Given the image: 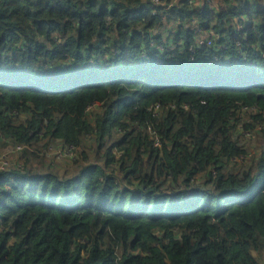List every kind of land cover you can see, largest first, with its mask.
<instances>
[{
  "label": "trees",
  "instance_id": "obj_1",
  "mask_svg": "<svg viewBox=\"0 0 264 264\" xmlns=\"http://www.w3.org/2000/svg\"><path fill=\"white\" fill-rule=\"evenodd\" d=\"M215 1L167 16L218 34L192 63L152 49L151 0H0V141L97 146L75 176L38 146L0 170V264H264V4Z\"/></svg>",
  "mask_w": 264,
  "mask_h": 264
},
{
  "label": "built area",
  "instance_id": "obj_2",
  "mask_svg": "<svg viewBox=\"0 0 264 264\" xmlns=\"http://www.w3.org/2000/svg\"><path fill=\"white\" fill-rule=\"evenodd\" d=\"M205 1L209 5L212 3V0H205ZM151 4H152L151 11H152L153 15H157L156 7H158L160 5L163 6L162 10L159 11V14L161 15V23L162 24L157 26L156 30L154 31L157 39L152 40V49L154 51L160 52L159 53L160 55L168 54V58H170V59L174 58V53H176V52H179V51L181 53H187L188 52L191 54L190 61L192 63H195V62H197V58H198V56H197L198 50H200V49L204 50L205 48H215V41L219 37L218 34H215V32L212 30H204L194 20L192 21L191 24L193 25V32L192 33L194 35L195 45L186 46V40L179 42V44H176L175 42H173L172 37L169 35V31L170 30H173V31L176 30V33H177L178 30L176 29L177 27H174L176 24L175 25L174 24L173 25L168 24V21H167L168 13H167V11L172 9L174 3L170 2V3L162 4L160 0H151ZM166 7H168L167 11L165 10ZM242 26H243V24H240L239 28L241 29ZM188 27H189V25H188ZM164 33H167V35L165 36ZM179 33H180V31H179ZM166 43L168 45L167 47L165 46ZM222 49L226 50L227 47L224 46V47H222ZM203 56L204 57H202V58L204 60H208V62L210 64L220 62L219 57H217V56L210 57L209 53H207V52H203ZM142 57L143 58L147 57L146 52L142 53ZM172 108H173V106H172ZM159 109H161V107L159 105H155L154 111L157 112V111H159ZM155 145L156 146L160 145L159 141H156ZM49 147H51V146L49 145ZM11 149L15 150L16 152H25V148H23V146H20V145H13L11 147ZM30 151L36 152L35 149H33V150L30 149ZM78 156H79V149L77 147H75V146L64 147L63 146L62 152L55 155L53 157V159L51 160V162H49V163L56 166V165H59L60 163H62L64 161L76 162L78 160ZM0 160H1V158H0ZM19 161H20V159H19ZM19 161L17 159L16 163L17 164L20 163ZM17 166H21V165H17ZM11 167H12V165H8L5 161H3L0 170H4L7 168L10 169ZM101 181H103L102 178H101Z\"/></svg>",
  "mask_w": 264,
  "mask_h": 264
},
{
  "label": "rangeland",
  "instance_id": "obj_3",
  "mask_svg": "<svg viewBox=\"0 0 264 264\" xmlns=\"http://www.w3.org/2000/svg\"><path fill=\"white\" fill-rule=\"evenodd\" d=\"M259 1H261V0H259ZM162 4H164V3H162ZM145 6H146V8H148L150 10L152 9V6L150 4H146ZM208 6H210V5H208ZM167 9H168V7L165 8L166 11H167ZM167 13L169 14L170 10H168ZM157 14H159L158 11H157ZM174 27H177V26L175 25ZM164 34H165V36L167 35V33H164ZM222 47H224V46H222ZM100 105H99V103L92 104V106H89L87 108V111L96 110L97 108L100 107ZM244 111H247V110L244 109ZM148 132H150V129H148ZM247 135H249V134H247ZM119 137H120V135L118 133H114L113 137L111 138V140H112L111 142H113V141L115 142ZM49 141H50L49 139L43 138L41 140L42 143L34 142V145H36V147H33L34 145L33 146H24L23 145V148H28V149L32 150V148L36 149L37 146H38L39 149L37 150V152L41 155L40 158L41 159L43 158V160H45V162L48 165V164H50L49 162H51L53 157L55 155L61 153L62 150H63V146L62 145H59V146L55 147L53 143H51V144L48 143ZM251 142H252V145H255L254 147L256 149L259 148L262 145V141L261 140H257V139L254 140L253 139V141H251ZM49 144H50L51 147H49ZM86 144L90 145V147H89L90 149L87 150V154L90 155L91 157H94L95 154H96L94 149H95V147H97L96 144H95V140L93 138H89ZM13 145L14 144H10L9 145V144H6L4 141H0V158H1V160H0V168L2 166V162L3 161H5L8 165H12V167L17 166V165H21V166L25 165V160H23V159H25L24 152H16L15 150L11 149V147ZM254 150L255 149L252 148V151L250 152V155H253L255 153ZM101 155H102V153H101ZM120 156H121V154H119V157ZM17 159H18V161L20 159V161H19L20 163H18V164L16 163ZM247 159L248 158H245L244 160H247ZM67 162H70V161H64V162L60 163L59 165H62L63 163H67ZM237 162H238L239 165H243V164H245L246 161H243V159H242V160H238ZM77 163L78 164H76V165H80V166L83 167V159L82 158L79 157ZM233 163H235V162L233 161L232 163H230V165L233 166V167H237ZM72 164H75L74 161H73ZM89 164H90V161H87L84 166H87ZM100 164L105 166L103 160L100 162ZM59 165L56 168L60 169L61 171L64 170L65 166H59ZM118 167L119 166L117 164H114L113 166H110L108 168H107V166H105V170H106L107 173H112V172H116ZM10 170H12V168H10Z\"/></svg>",
  "mask_w": 264,
  "mask_h": 264
},
{
  "label": "crops",
  "instance_id": "obj_4",
  "mask_svg": "<svg viewBox=\"0 0 264 264\" xmlns=\"http://www.w3.org/2000/svg\"><path fill=\"white\" fill-rule=\"evenodd\" d=\"M262 2H261V4L263 5L264 4V0H261ZM178 2H179V0H174V7H175V5H177L178 4ZM199 2H201V4H203V5H206V6H208L209 4H207L206 3V1L205 0H199ZM211 6L210 7H212L213 9H215L217 6H218V3H216V1L215 0H212V3L210 4ZM209 7V6H208ZM169 25H173V24H170V23H168ZM173 27V26H172ZM56 142H54L53 144H54V146L55 147H57V146H59V144H55ZM51 144V143H50ZM49 144V145H50ZM87 147H88V149H90L89 147H90V145H87ZM103 155V154H102ZM101 155V156H102ZM82 158L81 156H80V151H79V156H78V158ZM88 157V159L86 160V161H84V159H83V167H84V165H85V163L87 162V161H90V164H93L94 162L96 163V161H94L95 159H96V157H97V155L95 154V156L94 157H91L90 155H88V156H86V158ZM40 162V164H38L39 165V167H40V169H44L43 167H46L47 166V163L42 159V160H40L39 161ZM78 164V163H77ZM89 164V165H90ZM58 165H56L55 167H57ZM59 166H65L64 167V170H63V174L65 173L66 175H68V176H75V175H78L80 172H81V170H82V166H80V165H76V164H72L71 162H67V163H63L62 165H59ZM60 168V167H59Z\"/></svg>",
  "mask_w": 264,
  "mask_h": 264
},
{
  "label": "flooded vegetation",
  "instance_id": "obj_5",
  "mask_svg": "<svg viewBox=\"0 0 264 264\" xmlns=\"http://www.w3.org/2000/svg\"><path fill=\"white\" fill-rule=\"evenodd\" d=\"M170 2H173L174 3V0H172V1H169V2H167V3H170ZM174 6V5H173ZM188 27V25L186 26V28Z\"/></svg>",
  "mask_w": 264,
  "mask_h": 264
}]
</instances>
